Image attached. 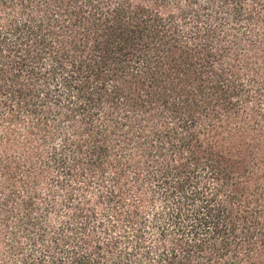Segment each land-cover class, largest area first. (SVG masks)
<instances>
[{"label":"trees","instance_id":"16d2710c","mask_svg":"<svg viewBox=\"0 0 264 264\" xmlns=\"http://www.w3.org/2000/svg\"><path fill=\"white\" fill-rule=\"evenodd\" d=\"M0 264H264V0H0Z\"/></svg>","mask_w":264,"mask_h":264}]
</instances>
